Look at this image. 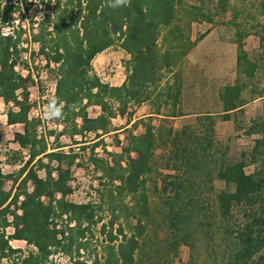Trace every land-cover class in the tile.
Wrapping results in <instances>:
<instances>
[{
  "label": "trees",
  "instance_id": "trees-1",
  "mask_svg": "<svg viewBox=\"0 0 264 264\" xmlns=\"http://www.w3.org/2000/svg\"><path fill=\"white\" fill-rule=\"evenodd\" d=\"M217 1L225 13L228 0ZM34 4L43 15L25 23ZM258 6L264 52V0ZM212 17L205 0H0V99L6 123L22 128L13 142L27 154L16 173L0 169V264H59L58 255L68 264H176L182 247L190 251L187 264H264V123L247 131L262 136L250 152L258 164L251 174L246 154L233 158L215 139L216 119L242 112L241 78L253 79L258 68L243 49L248 33L236 34L239 79L221 94L222 115L199 116L179 129L164 125L184 116L177 112L179 67L196 44L191 25ZM114 46L127 56L120 86L103 83L92 68ZM34 56L54 77V93L44 102L61 136L99 139L117 131L114 118L130 122L131 106L150 107L125 131L118 153L100 158L92 150L89 162L99 174L94 201L67 199L78 155L49 148L39 117L30 116ZM215 180L227 188L211 199Z\"/></svg>",
  "mask_w": 264,
  "mask_h": 264
},
{
  "label": "rangeland",
  "instance_id": "rangeland-1",
  "mask_svg": "<svg viewBox=\"0 0 264 264\" xmlns=\"http://www.w3.org/2000/svg\"><path fill=\"white\" fill-rule=\"evenodd\" d=\"M259 1L228 0L226 12L223 13L217 0H205L213 13L212 23H192L190 36L196 44L179 67L183 92L177 112L184 114V119L168 118L164 124L179 129L182 124H193L199 116L211 115L217 118L222 115L221 94L226 87L234 86L239 79L236 71V34L248 33L242 44L247 56L257 63L256 74L251 80L241 78V84L245 86L242 92V101L245 103L242 112L231 113L230 121L217 118L215 125V139L228 147L231 157L240 158L242 154H246L244 170L247 174L253 173L258 166L251 159L250 152L256 145V140L262 139L261 134L248 135L247 131L253 122L264 123V52L256 35L257 26L263 22V17L258 11ZM40 7L37 4L29 7L25 23L30 19H41L43 13ZM36 9L40 12L36 13ZM126 59V54L118 46H114L97 55L92 61V68L103 83L120 86L125 80L123 63ZM43 67L44 62L34 56L30 69L37 84L29 90L30 100L35 105L30 116L39 117V130L46 137L49 148L63 146L61 149L64 152L72 151L78 155L77 164L71 170L72 193L67 199L76 204L94 201L99 174L89 162L92 150L100 158L106 157V152L118 153L120 145L125 144V131L131 129L135 121L146 118L144 116L150 113V107L147 103L133 108L131 106L127 111L131 114L130 122L128 123L126 118H114L111 123L117 131L99 139L92 134L86 138L75 136L73 139L61 136L62 127L55 123L44 102L51 99L55 80ZM98 112L97 108L89 109L90 116H95ZM5 113L6 107L0 99V169L4 174H14L27 160V154L13 142L14 134L22 131L21 126H9ZM153 124H161L160 119L154 118ZM134 132H142V127L136 128ZM74 141L77 144L73 145ZM97 143L98 146H95ZM260 149L264 153V147ZM161 153V149L155 152L159 172H162L159 160ZM38 173L44 177L43 172ZM10 187L11 183H7L5 188L8 190ZM226 188L222 181L215 180L214 192L207 197L213 199L219 190ZM7 231L11 232L10 229ZM11 245L23 251L28 249L21 241H12ZM189 257V249L182 247L176 264H187ZM54 259L59 264H68L67 259L61 255Z\"/></svg>",
  "mask_w": 264,
  "mask_h": 264
},
{
  "label": "crops",
  "instance_id": "crops-1",
  "mask_svg": "<svg viewBox=\"0 0 264 264\" xmlns=\"http://www.w3.org/2000/svg\"><path fill=\"white\" fill-rule=\"evenodd\" d=\"M122 82H123V81H122ZM182 92H183V84H182ZM147 116H149V114H148V115H145L144 117H147ZM174 119H184V116L176 117V118H174ZM183 125H184V124H182L179 128H181Z\"/></svg>",
  "mask_w": 264,
  "mask_h": 264
}]
</instances>
